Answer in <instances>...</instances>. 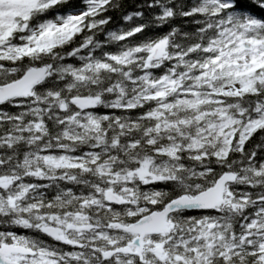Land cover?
<instances>
[{
  "label": "snow or ice",
  "instance_id": "6c2138e0",
  "mask_svg": "<svg viewBox=\"0 0 264 264\" xmlns=\"http://www.w3.org/2000/svg\"><path fill=\"white\" fill-rule=\"evenodd\" d=\"M0 264H264V0H0Z\"/></svg>",
  "mask_w": 264,
  "mask_h": 264
},
{
  "label": "trees",
  "instance_id": "16d2710c",
  "mask_svg": "<svg viewBox=\"0 0 264 264\" xmlns=\"http://www.w3.org/2000/svg\"><path fill=\"white\" fill-rule=\"evenodd\" d=\"M133 2V0H128V3H132Z\"/></svg>",
  "mask_w": 264,
  "mask_h": 264
}]
</instances>
